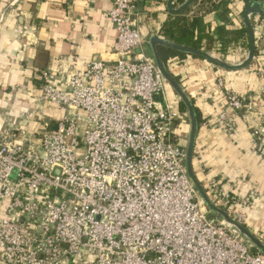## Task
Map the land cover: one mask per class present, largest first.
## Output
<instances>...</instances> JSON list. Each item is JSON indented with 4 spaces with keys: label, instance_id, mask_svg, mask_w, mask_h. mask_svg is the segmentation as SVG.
Instances as JSON below:
<instances>
[{
    "label": "built area",
    "instance_id": "2783aa9c",
    "mask_svg": "<svg viewBox=\"0 0 264 264\" xmlns=\"http://www.w3.org/2000/svg\"><path fill=\"white\" fill-rule=\"evenodd\" d=\"M110 2L113 60L65 69L62 58L55 70L38 68V101L63 116L54 124L40 117V129L30 131L41 113L35 107L13 119L24 126L0 128V264H264L209 214L188 178L175 131L183 114L144 52L138 0ZM252 25L254 34L264 30L263 22ZM216 86L224 104L204 124L230 133L235 115H253L251 137L262 152L264 97L233 92L223 76ZM11 91L28 92L20 84ZM207 182L213 202L245 225L239 207L249 197ZM256 236L264 244V233Z\"/></svg>",
    "mask_w": 264,
    "mask_h": 264
},
{
    "label": "crops",
    "instance_id": "0c3cea01",
    "mask_svg": "<svg viewBox=\"0 0 264 264\" xmlns=\"http://www.w3.org/2000/svg\"><path fill=\"white\" fill-rule=\"evenodd\" d=\"M257 1L264 9V0ZM166 3L167 0H138L139 29L145 41L153 34L173 41L162 35V27L176 15L186 19L199 15L206 27V45L211 48L202 50L230 64L245 59L248 49L241 40L231 43L227 51L218 52L219 28L235 30L244 25L243 6L230 9V13L222 17L216 11L204 13L201 0L179 14L170 13ZM181 4L173 0L172 7ZM111 5L110 0H0V128L10 122H15L16 127L24 126V121L13 119L35 107L40 108L41 113L29 120L30 131L40 129V117L54 124L63 116L64 111L56 105L38 101L42 81L37 69L55 70L62 58L66 61L65 69L68 66L81 69L96 57L112 61L110 51L116 30L108 16ZM251 19L264 24L259 16L252 15ZM254 35L252 61L246 68L235 71L224 70L199 56L165 46H158L157 50L162 47L184 53L182 56L169 55L165 66L200 117L192 157L195 176L205 187L208 180L216 178L227 190L249 197L250 205L242 209L244 223L258 235L264 233V145L262 152H258L253 144L251 131L256 119L246 113L235 115L234 129L230 133L204 124L205 120L213 121L218 107L224 104L223 91L216 86L219 76L226 79L227 87L233 92H260L264 97V30ZM143 48L152 56L147 42ZM19 84L28 92L13 93L12 87ZM166 95L178 107L179 98L169 84ZM181 112L183 118L177 122L175 131L180 143L186 145L189 118L186 112Z\"/></svg>",
    "mask_w": 264,
    "mask_h": 264
},
{
    "label": "water",
    "instance_id": "95a60500",
    "mask_svg": "<svg viewBox=\"0 0 264 264\" xmlns=\"http://www.w3.org/2000/svg\"><path fill=\"white\" fill-rule=\"evenodd\" d=\"M196 1L198 0H185L184 2H182L180 6H178L177 8H173L172 7L173 0H167L166 7L170 13L179 14ZM252 15L259 16L264 20V9L262 8L261 3L257 0H249L243 8L242 20L247 33L248 51L245 59L238 64L227 63L226 61L217 58L216 56H213L212 54L200 48L178 44L176 42L167 40L157 34L151 35L148 38L147 43L151 50L152 56L150 57L153 58L156 67L158 68L159 72L161 73L162 77L165 79L167 84H169V86L177 94L179 98V102H181L184 105L187 116L189 118V132H188L186 149H185V168L188 178L190 179L192 185L194 186L198 197L200 198V200L202 201V203L204 204V206L206 207V209L208 210L211 216L230 226L241 237H243L246 241H248L252 245L254 250L264 255L263 242L256 236V234L251 232L246 225L230 217L225 210L217 206L208 196V194L202 187L201 183L195 176L192 168V157H193L196 132L198 128L196 111L190 98L184 92V90L182 89L176 78H174L166 68L164 62L159 57L157 50L158 46H165L178 51L187 52L199 56L204 60H206L207 62H209L210 64L227 71H235L246 68L250 64V62L252 61L255 55L254 30L250 18Z\"/></svg>",
    "mask_w": 264,
    "mask_h": 264
},
{
    "label": "trees",
    "instance_id": "16d2710c",
    "mask_svg": "<svg viewBox=\"0 0 264 264\" xmlns=\"http://www.w3.org/2000/svg\"><path fill=\"white\" fill-rule=\"evenodd\" d=\"M176 1L184 2L185 0ZM201 2L203 3L202 11L204 13L216 11V13H218L220 16L226 17L230 13V9L236 8L238 6L244 7L248 0H201ZM205 29V24L203 23L202 17L199 15L191 16L189 19L183 18L181 15H176L162 27V35L170 38L178 44L209 50L211 48L206 45ZM237 40H241L244 48L248 49L247 33L244 25L241 24V26L235 30H228L223 26L220 27L218 30V42L220 45L218 52L223 53L227 51L228 46ZM158 54L164 64L167 63V57L169 55H184V53L162 47L158 48ZM178 108L181 111L186 112L185 107L181 102H179ZM196 116L198 124H200V117L197 112ZM199 182L208 196L213 200V197L210 195L207 186L205 187L201 181Z\"/></svg>",
    "mask_w": 264,
    "mask_h": 264
},
{
    "label": "rangeland",
    "instance_id": "374dc122",
    "mask_svg": "<svg viewBox=\"0 0 264 264\" xmlns=\"http://www.w3.org/2000/svg\"><path fill=\"white\" fill-rule=\"evenodd\" d=\"M186 143H187V140H186ZM212 201H214V199ZM247 206H249V205H247ZM247 206H243L242 208L239 207V210H242L243 208H246ZM242 213H244V212L242 211Z\"/></svg>",
    "mask_w": 264,
    "mask_h": 264
}]
</instances>
